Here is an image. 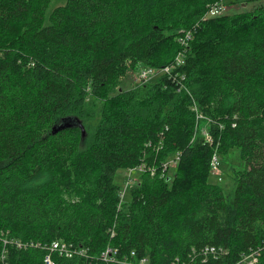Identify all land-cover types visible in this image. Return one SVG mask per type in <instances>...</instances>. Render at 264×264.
Returning a JSON list of instances; mask_svg holds the SVG:
<instances>
[{
	"label": "trees",
	"instance_id": "16d2710c",
	"mask_svg": "<svg viewBox=\"0 0 264 264\" xmlns=\"http://www.w3.org/2000/svg\"><path fill=\"white\" fill-rule=\"evenodd\" d=\"M51 1L0 0V264H264V3L207 17L220 0H67L47 14ZM167 64L171 77L136 85ZM194 106L216 123L212 143L192 141ZM68 116L84 136L54 132ZM235 149L230 201L209 175ZM141 165L120 205L117 172Z\"/></svg>",
	"mask_w": 264,
	"mask_h": 264
},
{
	"label": "built area",
	"instance_id": "2783aa9c",
	"mask_svg": "<svg viewBox=\"0 0 264 264\" xmlns=\"http://www.w3.org/2000/svg\"><path fill=\"white\" fill-rule=\"evenodd\" d=\"M228 9H229V5L227 4L226 1H224V0L216 1L212 4H210L205 15L207 17L219 16V15L226 13L228 11ZM187 37H189L188 32L186 34V37L181 39L183 44L185 43ZM181 57H182L181 53H178L176 55V58L174 61L175 66L179 65L180 62H182ZM172 67H173V65L167 64V65L162 66L160 69H157L155 67H150L148 69H144L135 78V82L140 83V84H136V85H142V83L145 84V83H148L150 81L152 82L151 79H153L154 77H156L157 75H159L161 73H165L167 75H170V77H171L172 73H173V69L175 68V67H173V68ZM177 75H180V74L177 73ZM177 75H176V77H178ZM193 108L196 112H198V117H201L202 115H200V111L197 108V106H194ZM206 133H209V132L207 131ZM210 138H211V135H210L209 139ZM178 158H179V155H177V158H175V159L168 160V162L164 164L165 168H167L168 166L176 165ZM211 166L214 169H218V167H219V154L217 152H215V154L212 157ZM141 170H144L142 165L130 167L128 169V171H126V173H125L127 175L126 182H128V185H126L125 190H124L123 186L121 187L120 205H122L123 203L126 202V200H124V198L127 195L126 190H128V186L130 187V190H131V188L134 187V185H136L138 183L139 176H140L139 171H141ZM152 172L154 173V169H152ZM137 175H139V176H137ZM5 243H7V241H5ZM39 244L40 243H38V245ZM22 245L23 244L21 242L17 243V246H22ZM50 249L55 250L56 252L60 253L61 255H65L67 257H72L76 253H83L84 252V249H82V248L79 249V248L74 247L73 245H71L67 242H64V241H54L52 243V245H50ZM118 251H119L118 247L108 245V247L102 253L103 260L104 261H114L115 260L114 256L117 255ZM134 254H135V252H132V255H134ZM118 261L121 263L123 262L121 260H118ZM45 263L46 264H56V261L52 257V254L49 253L46 255ZM124 263H126V264H146V258H142L141 260H138L136 262L128 261V262H124Z\"/></svg>",
	"mask_w": 264,
	"mask_h": 264
},
{
	"label": "rangeland",
	"instance_id": "374dc122",
	"mask_svg": "<svg viewBox=\"0 0 264 264\" xmlns=\"http://www.w3.org/2000/svg\"><path fill=\"white\" fill-rule=\"evenodd\" d=\"M67 0H52L48 9V13L57 5L64 4ZM229 3L230 9L228 12L236 13V12H244L252 10L256 5L264 3V0H224ZM161 76V75H159ZM160 77L157 76L155 79H151L152 81H158ZM91 104V100L88 102V105ZM200 118L196 119V128L195 133L193 134L192 141H196L199 138V135L203 138L204 142L212 143V139L210 137V133H206L210 130V126L212 124L216 125L210 116L206 115L204 111H200ZM211 124V125H210ZM240 154L238 150H232L228 155L219 154V167L218 169H214L211 166L209 181L221 184L222 187L226 191L227 199L231 201L233 198V191L235 185V173L238 171L239 168L244 167V163L240 161ZM173 172V171H172ZM174 173V172H173ZM138 174V173H137ZM139 176V175H137ZM172 176V173H171ZM127 175L125 174L123 169H120L115 177L117 183L120 186L126 189V182ZM127 195L125 196L124 200L126 202L130 200V187L128 186V190H126Z\"/></svg>",
	"mask_w": 264,
	"mask_h": 264
},
{
	"label": "water",
	"instance_id": "95a60500",
	"mask_svg": "<svg viewBox=\"0 0 264 264\" xmlns=\"http://www.w3.org/2000/svg\"><path fill=\"white\" fill-rule=\"evenodd\" d=\"M80 127L82 129L83 136L85 135V126L84 124L75 116H68L65 118H62L60 122L55 125L54 132H57L61 129L69 128V127Z\"/></svg>",
	"mask_w": 264,
	"mask_h": 264
}]
</instances>
